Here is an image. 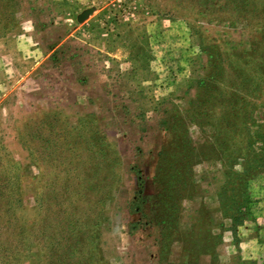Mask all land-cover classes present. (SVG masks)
<instances>
[{"label": "rangeland", "instance_id": "obj_1", "mask_svg": "<svg viewBox=\"0 0 264 264\" xmlns=\"http://www.w3.org/2000/svg\"><path fill=\"white\" fill-rule=\"evenodd\" d=\"M15 3V22L0 34V172L22 203L12 193L0 200L20 216L0 222V264H77L52 253L67 234L38 229L36 219L37 197L64 172L30 153L37 142L28 134L31 119L53 112L72 126L92 118L120 161L97 228V264H264V0ZM245 77L254 90L240 86ZM243 99L252 109L235 118ZM237 125L244 133L236 136ZM185 142L191 178L176 222L164 227L157 193ZM137 170L141 211L130 209ZM230 175L246 186L235 179L224 191ZM228 197L248 200L235 234Z\"/></svg>", "mask_w": 264, "mask_h": 264}, {"label": "trees", "instance_id": "obj_2", "mask_svg": "<svg viewBox=\"0 0 264 264\" xmlns=\"http://www.w3.org/2000/svg\"><path fill=\"white\" fill-rule=\"evenodd\" d=\"M15 1L0 0V34L8 31L9 26L15 22L13 16L16 10L14 7ZM251 78L245 77L240 80V86L243 87L248 84V88H244L245 92L248 89L254 90L255 80ZM236 91L243 93L240 88H236ZM252 104L250 101L243 99L240 104L242 112L239 114V110L234 111L233 116L240 118L242 114L248 113L252 109ZM31 121L33 123L32 127L35 129L28 136H32L37 144L30 151L27 144L33 142L28 137L29 142L27 139L26 142L24 141L26 147L29 148L30 153L33 151L37 153L38 151L36 157L42 164L50 162L51 165L62 166L64 172V175L60 174L61 176L55 175L52 177L49 182L50 189L45 188L46 190L40 193L36 199L39 209L36 217L39 225L38 229L49 227L50 233L62 232L67 234L62 237V246L57 244L54 249H51L52 253L57 252L59 256H62L64 261H67L70 257H77V264H97L101 261L97 235V228L102 219L100 215L105 198L108 196L107 189L110 188V192L114 188L120 175V161L117 152L113 144L96 128L92 118H86L81 123L72 126L68 124L61 112L58 114L53 112L44 114L43 118L31 119ZM241 123H244V118ZM232 130L235 135L236 131L244 133V129L238 125L234 126ZM246 131L247 129H245ZM230 144L235 145L237 143ZM0 147L4 148L2 144H0ZM192 150L191 143L185 142L182 144L181 153L178 150L173 153L175 158L168 167L170 170L167 174L169 179L166 183H163L162 190L157 193L156 199L165 209L156 212L155 217L159 224H166L164 227H167L169 222H176L178 218V215H176L179 211L178 201L191 178V159L188 153L190 154ZM182 153L184 157L178 159L176 156ZM237 153L238 149H235L229 154L231 155L229 159L232 160V164L229 165L226 159L225 165L228 168L233 167L234 162L231 157H234ZM161 154L160 169L163 167L164 155L167 154V151L164 150ZM238 155L240 154L238 153ZM52 157L53 159H51ZM136 176L138 190L135 191V198L130 201V209L141 211L145 197L143 195V179L139 170L136 171ZM20 179V175L17 174L15 180L20 183ZM227 179L226 186L223 187L224 191L227 185L236 182L235 179L237 180L238 177L237 175H230ZM9 180L7 174L0 172V200L4 201L12 197V193L13 200L20 207L22 203L20 189L10 193L7 186ZM238 180H240L241 188L246 186L245 177ZM57 183L59 184L56 185ZM241 188L239 187V189ZM241 191L244 192L242 189ZM225 201H228L226 205L232 210L227 215L231 219L230 230L232 234H235L236 225L243 221L244 215L248 211V200L235 201L234 197H228ZM3 208L0 209V222H8L10 218L15 219V221L20 219L17 212L19 208H17V211L11 207ZM70 227L72 228L70 229ZM82 247L85 253L82 251Z\"/></svg>", "mask_w": 264, "mask_h": 264}, {"label": "water", "instance_id": "obj_3", "mask_svg": "<svg viewBox=\"0 0 264 264\" xmlns=\"http://www.w3.org/2000/svg\"><path fill=\"white\" fill-rule=\"evenodd\" d=\"M87 12H88V11H84L83 13H81V14L79 15L78 18H79V19L83 18V17L87 14Z\"/></svg>", "mask_w": 264, "mask_h": 264}]
</instances>
